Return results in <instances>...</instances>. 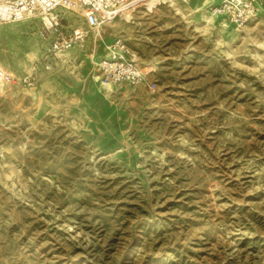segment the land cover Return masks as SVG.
<instances>
[{
	"label": "rangeland",
	"instance_id": "374dc122",
	"mask_svg": "<svg viewBox=\"0 0 264 264\" xmlns=\"http://www.w3.org/2000/svg\"><path fill=\"white\" fill-rule=\"evenodd\" d=\"M220 1L125 0L69 62L0 24V264H264V0ZM116 34L150 69L109 92Z\"/></svg>",
	"mask_w": 264,
	"mask_h": 264
},
{
	"label": "built area",
	"instance_id": "2783aa9c",
	"mask_svg": "<svg viewBox=\"0 0 264 264\" xmlns=\"http://www.w3.org/2000/svg\"><path fill=\"white\" fill-rule=\"evenodd\" d=\"M124 5L125 0H0V24L10 21L36 24L41 37L49 40L41 56L48 59L64 56V62H69L68 53L82 46L91 31L108 26ZM214 11L236 25H243L256 17L258 8L253 0H221ZM95 69L100 81L113 87H134L144 79V72L122 34L111 36L104 54L95 62ZM10 79L0 65V82ZM146 86L153 90L154 82Z\"/></svg>",
	"mask_w": 264,
	"mask_h": 264
},
{
	"label": "bare ground",
	"instance_id": "6f19581e",
	"mask_svg": "<svg viewBox=\"0 0 264 264\" xmlns=\"http://www.w3.org/2000/svg\"><path fill=\"white\" fill-rule=\"evenodd\" d=\"M160 1V0H159ZM206 1V0H205ZM128 4H129V1H128ZM148 6L150 5V3H148L147 4ZM122 8H120L119 10H118V14L120 13V11H121V13H120V17H122L123 19H128L129 18V15H130V8H127V7H124V9L123 10H121ZM149 10V9H148ZM117 14V15H118ZM114 21V20H113ZM111 22L110 24H109V26H111V27H115L116 26V21L117 20H115L114 22ZM150 68L149 67H143V72L145 73L146 71H148ZM97 77H98V75H97ZM99 78V77H98ZM4 83V81H2V82H0V91H2V89H3V86H2V84ZM100 84L101 85H103L104 86V90L107 88L108 89V91L109 92H111V91H113V89H114V87L113 86H111V85H106V84H104V83H101L100 82ZM107 92V91H106ZM108 93V92H107ZM106 93V94H107Z\"/></svg>",
	"mask_w": 264,
	"mask_h": 264
}]
</instances>
